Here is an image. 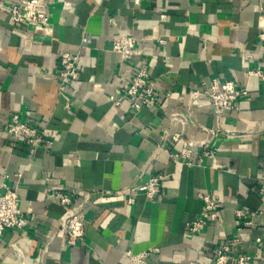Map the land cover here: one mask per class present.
Returning a JSON list of instances; mask_svg holds the SVG:
<instances>
[{"label": "crops", "instance_id": "crops-1", "mask_svg": "<svg viewBox=\"0 0 264 264\" xmlns=\"http://www.w3.org/2000/svg\"><path fill=\"white\" fill-rule=\"evenodd\" d=\"M24 1L0 0V181L17 189L26 217L0 236V264H20L13 245L24 264H135L129 252L151 249L145 264H216L224 246V264L241 255L264 264V78L246 76L264 74V0H42L48 26L13 25L9 8ZM123 35L136 38L129 61L112 50ZM64 52L79 55V73L61 91ZM142 67L156 99L135 111L125 91ZM214 81L249 97L220 119L208 105L189 111L190 91ZM174 113L185 126L171 123ZM14 114L44 144L13 141L4 129ZM153 175L165 177L155 199L129 205L116 194ZM59 191L86 207L75 246L59 230ZM207 193L218 221L190 233Z\"/></svg>", "mask_w": 264, "mask_h": 264}, {"label": "built area", "instance_id": "built-area-1", "mask_svg": "<svg viewBox=\"0 0 264 264\" xmlns=\"http://www.w3.org/2000/svg\"><path fill=\"white\" fill-rule=\"evenodd\" d=\"M42 0H25L23 5H13L9 8V18L13 25L20 24H36L39 26H48L50 24L49 16L41 9ZM136 4L140 0H135ZM164 18L165 16L162 15ZM112 25L116 24V19L110 17ZM264 40V32L260 34ZM136 48V38L129 35H123L113 41L112 50L119 54L121 58L126 61L133 59ZM79 55L71 52H64L60 56L58 74L60 77L59 89L63 91L66 84L72 79L76 78L79 73ZM246 76L248 78L253 76H260L264 78V74L258 70H247ZM126 96L131 99V106L135 111H139L144 105H149L156 99V83L150 77L149 71L142 67L136 70L128 85ZM188 110L191 111L194 107L201 108L203 106H211L214 114L218 119L228 115L234 109L236 101L241 98L249 97V88L236 85L232 81H225L223 83L213 82L211 90L204 91L195 89L189 93ZM110 100L114 105H120V101H116L113 97ZM170 121L173 125L185 126L186 117L180 113H174L170 116ZM5 132L13 141H23L34 147H39L43 143V134L37 128L29 123L23 121L18 114H14L8 121ZM181 133L170 135L171 140L178 141ZM50 142L46 146H50ZM177 157V155H175ZM18 178L21 174L16 175ZM5 178L10 179L9 176ZM163 175H153L146 182L120 191L116 194L123 196L129 205H133L136 197L144 195L148 199L153 200L158 195L161 189V184L164 180ZM264 196V189H262ZM61 205L65 208L64 213L58 219L59 230L65 235V241L69 246H75L84 242L85 227H86V213L85 205L74 206L72 197L66 191H59L56 193ZM204 208L201 214L188 223L187 229L190 233H199L205 229L210 223L217 222L219 218L220 204L217 198L210 194L203 196ZM236 215L243 219H247V212L244 210H237ZM250 225L251 222H245ZM26 225V217L18 205V191L11 188L5 181H0V236L7 229H20ZM262 243L261 257L264 259V240ZM13 251L18 256L20 264H24V258L20 254V250L16 245L12 246ZM151 249L139 254L132 252L128 253L129 260L135 264H145ZM229 251L228 246L218 249L216 252V264H224L228 260L226 253ZM252 256L241 255L235 259L237 264H252Z\"/></svg>", "mask_w": 264, "mask_h": 264}]
</instances>
